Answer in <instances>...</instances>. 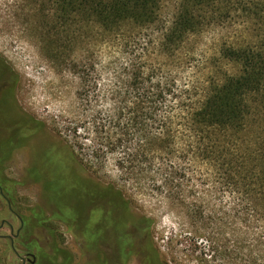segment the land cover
Segmentation results:
<instances>
[{"label": "trees", "instance_id": "1", "mask_svg": "<svg viewBox=\"0 0 264 264\" xmlns=\"http://www.w3.org/2000/svg\"><path fill=\"white\" fill-rule=\"evenodd\" d=\"M22 1L28 23L51 40L56 59L64 57L71 45L75 52L88 29L99 31L102 44L116 40L128 55L117 65V81L108 94L112 102L96 107L88 122L91 129L86 131L95 134L92 157L103 159L112 153L116 165L141 186L152 173L159 179L151 178V189H162L177 201L183 198V180L192 179L190 168L208 165L237 204L264 226V0H178L169 21L161 20L163 0ZM234 16L247 35L236 31L220 42L216 55L228 69L204 59L206 79L180 76L193 58L188 42ZM138 29L145 31L140 35L142 53L131 46ZM151 48L164 63H150ZM0 60L16 83L15 72ZM69 63L73 72H82L78 76L89 96L94 86L88 77L96 70V61L91 56L81 61L72 57ZM230 65L236 71H230ZM179 134L183 144L176 147ZM100 185L117 200L120 225L126 229L129 201L120 189ZM143 223L147 264H166L150 235L152 220L145 218ZM128 247L126 240L120 244L118 259L130 254ZM71 261L76 262L73 252L53 238L51 264Z\"/></svg>", "mask_w": 264, "mask_h": 264}, {"label": "rangeland", "instance_id": "2", "mask_svg": "<svg viewBox=\"0 0 264 264\" xmlns=\"http://www.w3.org/2000/svg\"><path fill=\"white\" fill-rule=\"evenodd\" d=\"M177 1H162L161 20H170ZM24 8L22 0H0V57L17 76V105L33 118L23 128L28 140L18 159L35 160L37 163L47 160L51 180L56 182L57 189L68 187L75 173L104 186L120 189L130 203L126 231L131 234L137 224L145 225L143 219H151L150 235L166 264H264L263 224L255 214L245 212L237 204L210 166L190 168L192 179L183 180V200L177 201L162 189H151L154 185L151 178L159 179L152 173L141 186L135 176L116 165L112 153L103 159L91 156L90 146L95 134L86 131L91 129L88 122L96 107L112 102L108 94L117 81V65L124 63L128 55L122 53L123 49L115 39V42L102 44L99 31L88 29L78 39L75 52L71 45L64 57L56 59L51 40L33 29L28 23V10ZM239 23L240 18L236 16L224 18L218 25L192 38L187 48L193 53V58L191 63L188 62L189 66L184 64L185 70L180 72V76L193 77L195 81L206 79L208 68L202 63L204 59L228 69L216 52L221 41L237 32L238 35H247L244 29L239 28ZM143 33L145 31L139 29L133 32V39L137 40L131 46L137 53L144 47V39L140 36ZM147 51L151 64L164 63L159 59L158 51L152 48ZM89 56L97 66L88 77L94 88L86 96L78 76L83 74L73 72L69 61L72 57L81 61ZM229 70L236 71V68L230 65ZM178 139L181 140L177 141L176 147L183 144L180 134ZM44 153H47L46 157H41ZM21 170L10 168L9 173L18 178ZM17 195L18 206L37 208L47 217L55 218L51 226L55 228L61 245L73 252L76 264H125L122 259L109 258L106 261L107 254H102V249L96 244L88 243L84 226L76 228L73 224L69 227L68 209L59 211L54 197L50 198L41 182L26 174ZM103 205H106L105 200ZM2 219L16 229L18 221L6 200L0 196V226ZM0 234H10V227L6 224L0 229ZM129 240L131 243L138 241L134 235ZM137 255L138 247H135L128 264H147ZM19 263L8 239L0 237V264Z\"/></svg>", "mask_w": 264, "mask_h": 264}, {"label": "flooded vegetation", "instance_id": "3", "mask_svg": "<svg viewBox=\"0 0 264 264\" xmlns=\"http://www.w3.org/2000/svg\"><path fill=\"white\" fill-rule=\"evenodd\" d=\"M11 75L0 60V196L6 200L10 212L18 221L14 229L9 221L2 219L0 229L7 224L10 234H0V237L8 239L19 264H51V244L53 238L57 240L56 231L51 226V221L55 218L47 217L45 212L37 208L18 206L17 190L23 184L26 174L43 184L50 198L54 197L58 208L68 209V226H84L89 237L88 243L99 246L102 254H107V259H118L119 246L126 240L129 250L125 251L130 254L123 257L125 264L131 260L135 247H138L137 258L149 262V250L144 240L147 234L146 225L140 223V226H134L131 234L121 227V209L112 193L103 192L99 183L77 173L71 176L68 187L57 189L56 182L51 180L47 160L37 163L35 160L18 159L28 140L23 128L33 118L17 105L16 83ZM46 155L44 153L41 157ZM10 168H20L22 174L15 178L9 173ZM133 235L137 237V243L129 240ZM70 264L76 262L71 261Z\"/></svg>", "mask_w": 264, "mask_h": 264}]
</instances>
